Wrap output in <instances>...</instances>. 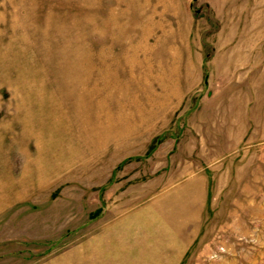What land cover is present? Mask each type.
<instances>
[{
	"label": "rangeland",
	"instance_id": "obj_1",
	"mask_svg": "<svg viewBox=\"0 0 264 264\" xmlns=\"http://www.w3.org/2000/svg\"><path fill=\"white\" fill-rule=\"evenodd\" d=\"M0 264H264V0H0Z\"/></svg>",
	"mask_w": 264,
	"mask_h": 264
}]
</instances>
